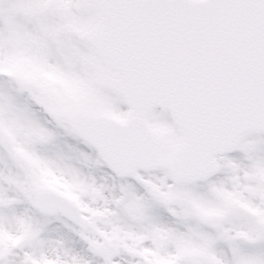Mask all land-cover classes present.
Returning a JSON list of instances; mask_svg holds the SVG:
<instances>
[{"label": "snow or ice", "instance_id": "obj_1", "mask_svg": "<svg viewBox=\"0 0 264 264\" xmlns=\"http://www.w3.org/2000/svg\"><path fill=\"white\" fill-rule=\"evenodd\" d=\"M0 264H264V0H0Z\"/></svg>", "mask_w": 264, "mask_h": 264}, {"label": "rangeland", "instance_id": "obj_2", "mask_svg": "<svg viewBox=\"0 0 264 264\" xmlns=\"http://www.w3.org/2000/svg\"><path fill=\"white\" fill-rule=\"evenodd\" d=\"M49 79H52L54 83L58 84L59 87L61 89H63L70 96H72L74 98L78 96V90L76 89V87L73 84H71L67 81H60V80H57V79L52 78V77H49Z\"/></svg>", "mask_w": 264, "mask_h": 264}]
</instances>
